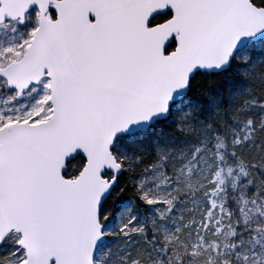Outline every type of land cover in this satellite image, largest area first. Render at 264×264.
I'll return each mask as SVG.
<instances>
[{
    "label": "snow or ice",
    "instance_id": "1",
    "mask_svg": "<svg viewBox=\"0 0 264 264\" xmlns=\"http://www.w3.org/2000/svg\"><path fill=\"white\" fill-rule=\"evenodd\" d=\"M0 264H264V0H0Z\"/></svg>",
    "mask_w": 264,
    "mask_h": 264
}]
</instances>
